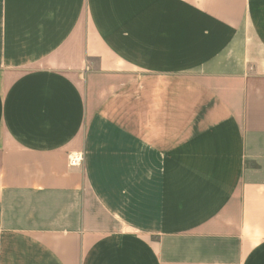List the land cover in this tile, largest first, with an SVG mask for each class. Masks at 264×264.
Segmentation results:
<instances>
[{
	"label": "crops",
	"instance_id": "obj_1",
	"mask_svg": "<svg viewBox=\"0 0 264 264\" xmlns=\"http://www.w3.org/2000/svg\"><path fill=\"white\" fill-rule=\"evenodd\" d=\"M0 264H264V0H0Z\"/></svg>",
	"mask_w": 264,
	"mask_h": 264
},
{
	"label": "built area",
	"instance_id": "obj_2",
	"mask_svg": "<svg viewBox=\"0 0 264 264\" xmlns=\"http://www.w3.org/2000/svg\"><path fill=\"white\" fill-rule=\"evenodd\" d=\"M81 161H82V158L76 155L70 158L69 163L71 166L74 167V166H78L81 163Z\"/></svg>",
	"mask_w": 264,
	"mask_h": 264
}]
</instances>
